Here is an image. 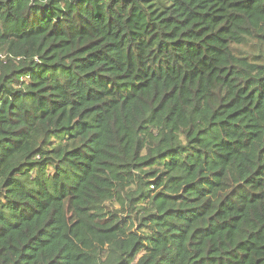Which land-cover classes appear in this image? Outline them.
I'll return each instance as SVG.
<instances>
[{"label":"trees","instance_id":"16d2710c","mask_svg":"<svg viewBox=\"0 0 264 264\" xmlns=\"http://www.w3.org/2000/svg\"><path fill=\"white\" fill-rule=\"evenodd\" d=\"M0 264H264V0H0Z\"/></svg>","mask_w":264,"mask_h":264}]
</instances>
